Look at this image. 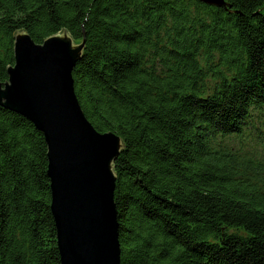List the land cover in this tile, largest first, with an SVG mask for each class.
Here are the masks:
<instances>
[{"label":"trees","instance_id":"16d2710c","mask_svg":"<svg viewBox=\"0 0 264 264\" xmlns=\"http://www.w3.org/2000/svg\"><path fill=\"white\" fill-rule=\"evenodd\" d=\"M64 30L86 118L124 144L121 264H264V0H0V83L17 32ZM47 154L0 107V264H62Z\"/></svg>","mask_w":264,"mask_h":264},{"label":"water","instance_id":"95a60500","mask_svg":"<svg viewBox=\"0 0 264 264\" xmlns=\"http://www.w3.org/2000/svg\"><path fill=\"white\" fill-rule=\"evenodd\" d=\"M199 1L226 6V0ZM85 43L66 30L41 44L17 32L15 63L7 69L8 81L0 83V107L44 134L62 264H121L114 165L124 144L92 126L75 94L72 73Z\"/></svg>","mask_w":264,"mask_h":264},{"label":"rangeland","instance_id":"374dc122","mask_svg":"<svg viewBox=\"0 0 264 264\" xmlns=\"http://www.w3.org/2000/svg\"><path fill=\"white\" fill-rule=\"evenodd\" d=\"M244 143H246V141Z\"/></svg>","mask_w":264,"mask_h":264}]
</instances>
